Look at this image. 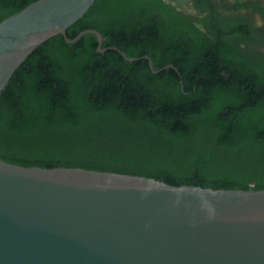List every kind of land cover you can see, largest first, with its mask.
Wrapping results in <instances>:
<instances>
[{
    "label": "trees",
    "instance_id": "16d2710c",
    "mask_svg": "<svg viewBox=\"0 0 264 264\" xmlns=\"http://www.w3.org/2000/svg\"><path fill=\"white\" fill-rule=\"evenodd\" d=\"M35 1L0 0V22ZM227 1L229 24L197 26L149 0H95L67 36L97 30L105 51L96 34H60L31 54L0 98V157L264 189V6Z\"/></svg>",
    "mask_w": 264,
    "mask_h": 264
},
{
    "label": "water",
    "instance_id": "95a60500",
    "mask_svg": "<svg viewBox=\"0 0 264 264\" xmlns=\"http://www.w3.org/2000/svg\"><path fill=\"white\" fill-rule=\"evenodd\" d=\"M94 2L37 0L0 22V98L57 35L75 42L93 33L105 51L97 30L67 36ZM0 264H264V189L175 186L0 157Z\"/></svg>",
    "mask_w": 264,
    "mask_h": 264
},
{
    "label": "flooded vegetation",
    "instance_id": "af4514ba",
    "mask_svg": "<svg viewBox=\"0 0 264 264\" xmlns=\"http://www.w3.org/2000/svg\"><path fill=\"white\" fill-rule=\"evenodd\" d=\"M150 5L155 7L156 10L160 12V9L165 10V8L177 11L182 17L188 18L192 17L195 25H199L201 22H204V19L209 18L211 22L217 20L219 17L224 19L225 25L229 24L232 21L230 14H225L224 9L221 5L223 3L220 0H149ZM158 1L160 2L158 6ZM161 1H166V4H162ZM210 4H208V2ZM214 7H213V5ZM167 9V10H168ZM247 10H239L236 12V16L248 17ZM188 16V17H187ZM189 19V18H188ZM190 20V19H189ZM202 20V21H201ZM206 24V23H205ZM203 29H208L203 25ZM257 51L264 52V47H257Z\"/></svg>",
    "mask_w": 264,
    "mask_h": 264
},
{
    "label": "rangeland",
    "instance_id": "374dc122",
    "mask_svg": "<svg viewBox=\"0 0 264 264\" xmlns=\"http://www.w3.org/2000/svg\"><path fill=\"white\" fill-rule=\"evenodd\" d=\"M225 6L228 4V1L227 0H220ZM248 1H258L260 2L263 6H264V0H248ZM256 18V21L258 23H261L262 22V17L260 14H256L255 17Z\"/></svg>",
    "mask_w": 264,
    "mask_h": 264
}]
</instances>
